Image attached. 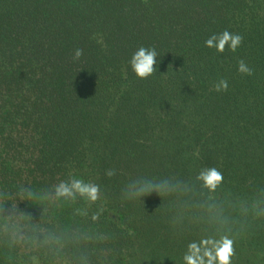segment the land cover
I'll return each instance as SVG.
<instances>
[{
	"label": "trees",
	"instance_id": "obj_1",
	"mask_svg": "<svg viewBox=\"0 0 264 264\" xmlns=\"http://www.w3.org/2000/svg\"><path fill=\"white\" fill-rule=\"evenodd\" d=\"M229 25L245 34L239 55L255 77L238 74L232 55L214 59L201 46L206 28ZM139 43L161 48L166 74L124 78ZM77 48L84 55L74 61ZM220 76L230 81L227 93L214 91ZM129 153L158 172L219 162L234 184L264 174L261 0H0V179L6 158L25 178L44 181L69 163L96 175L113 163L127 169ZM163 203L146 197L145 207L121 210L120 222L131 230L130 248L175 258L179 243L154 215ZM20 208L35 220L44 213ZM256 246L248 242L243 255Z\"/></svg>",
	"mask_w": 264,
	"mask_h": 264
},
{
	"label": "clouds",
	"instance_id": "obj_2",
	"mask_svg": "<svg viewBox=\"0 0 264 264\" xmlns=\"http://www.w3.org/2000/svg\"><path fill=\"white\" fill-rule=\"evenodd\" d=\"M245 41V34L231 25L209 27L201 46L214 59L232 55L238 74L255 77L256 67L239 55ZM164 54L155 43L133 46L125 59L124 78L147 82L166 74L160 71ZM83 55L84 49L77 48L73 60ZM213 88L227 93L230 81L220 76ZM125 159L127 169L113 163L100 175L69 163L62 175L41 181L25 178L6 158L0 179V264H144L165 257L175 264L264 261V245L259 243L264 237V174L257 171L243 184H234L219 162L201 161L189 172H158L134 153ZM153 194L164 201L154 212L156 221L179 243L175 258L168 254L158 259L143 248L128 246L132 233L120 222V212L145 207V198ZM21 202L42 207L41 219L24 212ZM250 241L257 246L245 257L243 246Z\"/></svg>",
	"mask_w": 264,
	"mask_h": 264
}]
</instances>
